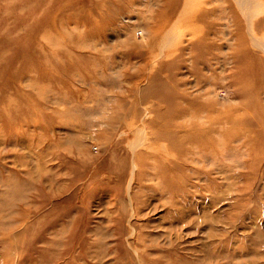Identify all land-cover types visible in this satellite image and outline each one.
I'll return each mask as SVG.
<instances>
[{
  "label": "rangeland",
  "instance_id": "1",
  "mask_svg": "<svg viewBox=\"0 0 264 264\" xmlns=\"http://www.w3.org/2000/svg\"><path fill=\"white\" fill-rule=\"evenodd\" d=\"M261 46L264 0H0V264H264Z\"/></svg>",
  "mask_w": 264,
  "mask_h": 264
},
{
  "label": "bare ground",
  "instance_id": "2",
  "mask_svg": "<svg viewBox=\"0 0 264 264\" xmlns=\"http://www.w3.org/2000/svg\"><path fill=\"white\" fill-rule=\"evenodd\" d=\"M261 45H263V43H260ZM262 47V46H261ZM264 49V46L262 47ZM189 137V136H188ZM192 140V138H190Z\"/></svg>",
  "mask_w": 264,
  "mask_h": 264
}]
</instances>
